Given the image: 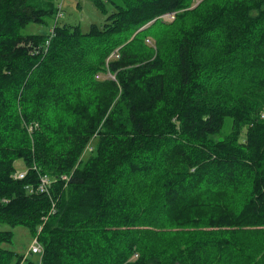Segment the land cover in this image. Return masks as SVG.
<instances>
[{
  "label": "trees",
  "instance_id": "trees-1",
  "mask_svg": "<svg viewBox=\"0 0 264 264\" xmlns=\"http://www.w3.org/2000/svg\"><path fill=\"white\" fill-rule=\"evenodd\" d=\"M112 3L0 0V264H264V0Z\"/></svg>",
  "mask_w": 264,
  "mask_h": 264
},
{
  "label": "rangeland",
  "instance_id": "rangeland-1",
  "mask_svg": "<svg viewBox=\"0 0 264 264\" xmlns=\"http://www.w3.org/2000/svg\"><path fill=\"white\" fill-rule=\"evenodd\" d=\"M54 4L59 7L61 15L57 18L58 22H65L68 24H76L80 27L82 32H86L92 24H96L100 26L107 17L114 10V4L112 1L120 2V0H52ZM200 0H191V7H195ZM56 16L47 17L46 21L41 24L29 23L21 28V32L23 33H31V32H40L46 33L50 31L53 23L56 21ZM162 20L165 22H171L174 20L173 13L164 14ZM136 35V34H135ZM134 37V36H133ZM132 37V38H133ZM131 39V38H130ZM145 43L152 47H155V38L153 36H145ZM155 49V48H154ZM101 76H112L110 72L99 75ZM231 122L230 120H226L224 125L220 131V133L216 136V139L223 138L230 131ZM92 144H94L92 142ZM88 155V149L84 155L86 157ZM16 168L18 170L24 169L23 162L18 160L16 162ZM0 229H9L13 233V237L10 242H5L2 244V247L11 249L19 254L26 255L29 257V253H31V245L35 238L32 237L30 231L21 225L10 226L5 223H0ZM163 245V244H161ZM31 251V252H30ZM41 252V250H40ZM33 257H37V253L32 252Z\"/></svg>",
  "mask_w": 264,
  "mask_h": 264
},
{
  "label": "built area",
  "instance_id": "built-area-1",
  "mask_svg": "<svg viewBox=\"0 0 264 264\" xmlns=\"http://www.w3.org/2000/svg\"><path fill=\"white\" fill-rule=\"evenodd\" d=\"M24 173L23 172H19L17 173V177L21 178L23 177ZM47 183L46 179L42 180V185H41V190L44 189L45 184ZM31 250L34 253H38L40 251V245L37 243L36 240L33 241V244L31 246Z\"/></svg>",
  "mask_w": 264,
  "mask_h": 264
},
{
  "label": "water",
  "instance_id": "water-1",
  "mask_svg": "<svg viewBox=\"0 0 264 264\" xmlns=\"http://www.w3.org/2000/svg\"><path fill=\"white\" fill-rule=\"evenodd\" d=\"M151 22L152 21H150V22H148V23H146L145 25H143L142 27H140L133 35H132V37L138 32V31H140L141 29H144L145 27H147L149 24H151ZM131 37V38H132Z\"/></svg>",
  "mask_w": 264,
  "mask_h": 264
},
{
  "label": "bare ground",
  "instance_id": "bare-ground-1",
  "mask_svg": "<svg viewBox=\"0 0 264 264\" xmlns=\"http://www.w3.org/2000/svg\"><path fill=\"white\" fill-rule=\"evenodd\" d=\"M163 16V15H162ZM19 172H23L24 173V171L23 170H17V172H16V176H17V173H19ZM24 176V175H23ZM19 178V177H18ZM22 178V177H21ZM34 240H36L37 241V239L35 238ZM33 240V241H34ZM37 243L39 244V242L37 241ZM32 244H33V242H32ZM40 245V244H39ZM32 246V245H31ZM30 249H31V247H30ZM40 250H41V245H40ZM32 251V250H31ZM34 253V252H33ZM38 253H40V251L38 252ZM37 253V254H38Z\"/></svg>",
  "mask_w": 264,
  "mask_h": 264
}]
</instances>
